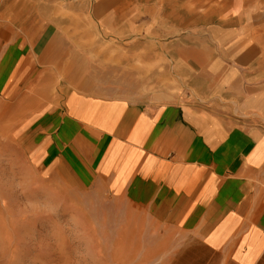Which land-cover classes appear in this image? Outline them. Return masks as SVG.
Wrapping results in <instances>:
<instances>
[{
  "label": "crops",
  "instance_id": "1",
  "mask_svg": "<svg viewBox=\"0 0 264 264\" xmlns=\"http://www.w3.org/2000/svg\"><path fill=\"white\" fill-rule=\"evenodd\" d=\"M9 19L1 91L48 90L10 97L48 190L119 203L160 264H264V0L98 1L40 45Z\"/></svg>",
  "mask_w": 264,
  "mask_h": 264
},
{
  "label": "rangeland",
  "instance_id": "2",
  "mask_svg": "<svg viewBox=\"0 0 264 264\" xmlns=\"http://www.w3.org/2000/svg\"><path fill=\"white\" fill-rule=\"evenodd\" d=\"M98 1L105 0H2L3 25L15 15L12 28L22 37L18 43L40 45L54 32L65 33L73 18L87 16ZM14 2H18L16 11ZM86 22L77 19V28L87 30L88 25H81ZM2 28L6 38L10 31ZM4 40L3 54L5 45L15 43ZM7 76L3 73L0 82V264H144L149 260L145 264H160V259L154 261L153 249L143 247L151 244V235L139 232L143 223L138 224L131 211L124 214L122 205L103 196H81L79 201L77 196H56L43 184L30 152L41 141L27 138L33 123L24 121L31 106L16 107L10 97L28 92L41 98L48 90L1 91ZM26 81L24 87L36 84L40 73L29 75Z\"/></svg>",
  "mask_w": 264,
  "mask_h": 264
}]
</instances>
